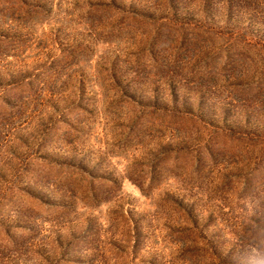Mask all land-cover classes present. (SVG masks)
<instances>
[{"label": "rangeland", "instance_id": "obj_1", "mask_svg": "<svg viewBox=\"0 0 264 264\" xmlns=\"http://www.w3.org/2000/svg\"><path fill=\"white\" fill-rule=\"evenodd\" d=\"M262 74L264 0H0V264H233Z\"/></svg>", "mask_w": 264, "mask_h": 264}, {"label": "clouds", "instance_id": "obj_2", "mask_svg": "<svg viewBox=\"0 0 264 264\" xmlns=\"http://www.w3.org/2000/svg\"><path fill=\"white\" fill-rule=\"evenodd\" d=\"M244 201V232L238 234L228 252L233 264H264V195L254 190Z\"/></svg>", "mask_w": 264, "mask_h": 264}, {"label": "trees", "instance_id": "obj_3", "mask_svg": "<svg viewBox=\"0 0 264 264\" xmlns=\"http://www.w3.org/2000/svg\"><path fill=\"white\" fill-rule=\"evenodd\" d=\"M245 87L248 89L257 88L258 90H260L262 87H264V74L260 75L254 82V84L247 83Z\"/></svg>", "mask_w": 264, "mask_h": 264}]
</instances>
